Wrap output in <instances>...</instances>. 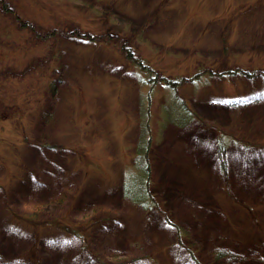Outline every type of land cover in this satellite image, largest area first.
Listing matches in <instances>:
<instances>
[{
  "label": "rangeland",
  "instance_id": "obj_1",
  "mask_svg": "<svg viewBox=\"0 0 264 264\" xmlns=\"http://www.w3.org/2000/svg\"><path fill=\"white\" fill-rule=\"evenodd\" d=\"M3 1L0 264H264V0Z\"/></svg>",
  "mask_w": 264,
  "mask_h": 264
},
{
  "label": "trees",
  "instance_id": "obj_2",
  "mask_svg": "<svg viewBox=\"0 0 264 264\" xmlns=\"http://www.w3.org/2000/svg\"><path fill=\"white\" fill-rule=\"evenodd\" d=\"M0 8H4L7 11V5L3 0H0ZM125 53H126V58L133 62V64H138L141 68V71L143 73H153V70L151 69V66L149 64L145 65L144 63H140L139 60H137V58L135 57V55H133V51L130 48H124ZM140 63V64H139ZM236 74H241L243 75V71H236ZM163 80H160V82H162ZM165 83L164 87L167 89H170L172 91H174L175 93L178 92V85L180 83H184L185 82V78L182 77L179 81H173V82H168L167 80L163 81ZM158 81H156V84L153 86V88L155 86H157ZM56 90L57 87L55 84H52L50 87V92H52L51 94H49L50 96V100L54 99V96L56 94ZM142 135L140 137L139 143L137 145L136 148V157H135V164L134 166H132V170L133 172L131 173V176H133L135 179H137V183L139 184V177L138 174L139 172L142 173V177L144 179V186L146 188L143 187V185L141 186L142 188H138L137 190L133 191L130 190V188L125 185L124 187V192L123 195L128 197L129 199H131L134 203H138L140 204L142 207H144V209L146 211H150L153 208H155V200L154 197L152 196V194L150 193V188L152 185V173H153V165H152V161H151V151H152V146H153V140L151 138L150 135V130L148 128V124H144L142 126ZM150 135V136H149ZM224 144H219L220 148H219V154H220V158H221V169L222 171H224V174H227V161L225 160V147H223ZM142 169V170H141ZM141 170V171H139ZM40 210H35V211H31V214H35V213H39ZM82 223H85V225L87 226V222H89V220H87L86 218H83V220L81 221ZM82 227V226H81ZM81 227H75V228H71L69 226H64L63 228L65 229V231H71L73 232L75 235L82 237L83 233L82 231L83 228ZM62 228V227H61ZM235 257V255L233 256V254L229 253V252H225V251H217L214 253V259L215 261H220V260H224L227 259V261H229L230 263L232 262L231 258ZM226 261V263L228 264V262Z\"/></svg>",
  "mask_w": 264,
  "mask_h": 264
}]
</instances>
